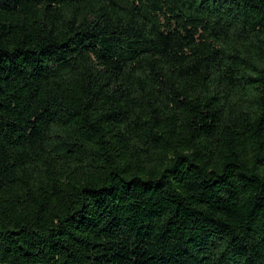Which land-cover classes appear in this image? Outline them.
<instances>
[{"label":"trees","instance_id":"1","mask_svg":"<svg viewBox=\"0 0 264 264\" xmlns=\"http://www.w3.org/2000/svg\"><path fill=\"white\" fill-rule=\"evenodd\" d=\"M0 264H264V0H0Z\"/></svg>","mask_w":264,"mask_h":264}]
</instances>
